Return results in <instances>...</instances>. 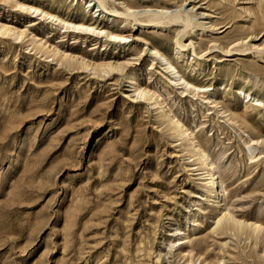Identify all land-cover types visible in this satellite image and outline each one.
Listing matches in <instances>:
<instances>
[{"label": "rangeland", "instance_id": "obj_1", "mask_svg": "<svg viewBox=\"0 0 264 264\" xmlns=\"http://www.w3.org/2000/svg\"><path fill=\"white\" fill-rule=\"evenodd\" d=\"M256 2L0 0V264H264ZM126 7L136 17L111 11ZM176 10L187 28L165 23ZM238 27L254 32L237 41ZM175 121L213 162L219 203ZM220 207L259 230L221 225Z\"/></svg>", "mask_w": 264, "mask_h": 264}, {"label": "bare ground", "instance_id": "obj_2", "mask_svg": "<svg viewBox=\"0 0 264 264\" xmlns=\"http://www.w3.org/2000/svg\"><path fill=\"white\" fill-rule=\"evenodd\" d=\"M99 1H101V0H99ZM264 0H257V2H256V8H257V12H259V11H263L264 12V6H263V4H262V2H263ZM102 4V3H101ZM125 5V4H124ZM126 6V5H125ZM102 8L104 9L103 11H105L107 8L104 6V5H102ZM116 8H114V9H112L111 11L114 13L113 15H115V14H123V15H125L126 17H129V16H131V17H136L134 14H132V12H130V8L129 7H126V10H127V12H119L118 10H115ZM248 9V8H247ZM254 9V8H253ZM164 10V9H163ZM163 10H160V11H157L156 13H152V14H150L149 13V15H146V18L145 19H136V21H137V23H139L140 25H143L144 23H146V25H147V23H163V15L165 14V12L167 11V9H165L164 11ZM255 10V9H254ZM254 10H248V14H251V12L252 11H254ZM185 12V11H184ZM253 13V12H252ZM256 12L254 11V14H255ZM110 14V13H109ZM254 14H252V15H254ZM111 16V15H110ZM142 17V16H141ZM255 17L257 18H259L260 16H258V14H255ZM118 19H120L119 17H117ZM167 19H166V22L165 23H167V24H171V23H177V22H180V23H182V27H183V29H185V28H187L191 23H192V18H191V15L190 14H188V13H181L180 11H178V10H176L174 13H172V14H170L169 16H167L166 17ZM118 19L116 20V21H118ZM260 19V18H259ZM259 19H258V21H259ZM121 20V19H120ZM119 20V21H120ZM161 20H162V22H161ZM257 20V19H256ZM121 21H123V20H121ZM113 22V21H112ZM255 23V22H254ZM71 27H73V28H84V29H86V30H88V29H90L91 31H98V30H96L97 28L96 27H92V25H90V24H86L85 22H83V21H81V22H78V23H76L75 22V24H72V26ZM194 27V26H193ZM0 29H2L4 32L5 31H9V32H11L12 30L11 29H9V28H7V27H5V26H0ZM107 30L105 31V36H107V37H112V38H115V39H117V38H119V39H121V40H124V39H126L127 38V36H124L123 35V33H122V31L119 29V27H111V26H107V28H106ZM183 29H179V30H182V31H178L177 30V32H178V34L180 33V32H182L183 33ZM100 30H101V28H99V32H100ZM103 30V29H102ZM254 31H251V32H247V30H245L243 27H238V30H237V36L238 37H236V40L238 41L239 39H242L243 40V38H246L247 36H248V34L249 33H253ZM184 43V42H183ZM179 39H178V41H177V50H178V52H180V51H183L186 47H187V44H183ZM215 48V47H214ZM235 49V48H234ZM151 50H153V51H155L154 53H155V55H158L159 57H161L162 58V60L165 62V64H166V66L168 67V69H171L174 73L176 72L175 71V68L172 66V63L170 62V61H168V59L162 54V53H160L158 50H156L155 49V47H152L151 48ZM237 50H239L238 52H244L245 50L247 51V47H243V48H241V49H238L237 48ZM228 52V51H227ZM237 52V51H236ZM193 53H195V51L193 50ZM197 65V64H196ZM101 66H107V67H111V68H114V69H118L119 67H113L111 64H103V65H101ZM114 66H116V65H114ZM176 73H178V72H176ZM178 76V81H183L186 85H188V84H191V83H189L188 81H186V80H184L183 79V77L181 76V75H177ZM144 91V89H141L140 90V93H144V94H147L149 91H146L145 90V92H143ZM237 92L238 93H240V94H242L243 95V99L246 101V102H260V99L256 96V95H253L252 93H250L249 91H244L242 88H237ZM151 96H155V98L154 99H156V97H157V99H158V96L153 92V93H151L150 94V97H149V99H152L151 98ZM155 104H161V102H156ZM245 115V114H244ZM172 118V117H171ZM174 120V119H173ZM177 120V119H176ZM175 123H176V121H175ZM177 124V127H179V129L181 130V132H180V136H183V135H186L187 136V139L189 140V141H191V143H192V148H193V150L195 151V152H197V159L199 160V161H201L203 164H204V166H205V171H206V174L208 175V177H209V181H208V183H209V185H210V187L214 190V196H213V199L215 200V202H217V203H219V199H220V197L221 196H223V195H221V192L223 191V190H221V187L219 186L220 185V181L218 180V178L219 177H216L215 175H216V173H215V171H214V164H213V162L211 161V160H209V157H208V155H207V152H206V150H204V149H202L201 148V146L197 143V142H193V139L191 138V133L190 132H188V128H184L183 127V125H181L180 123H176ZM264 139V138H263ZM258 142V139L257 138H250L249 139V143L250 142ZM248 143V144H249ZM247 144V145H248ZM250 147H248V149H249ZM251 149V148H250ZM260 155V154H259ZM253 157H255V156H253ZM257 157V156H256ZM222 186V185H221ZM218 187H220V189H218ZM223 189V188H222ZM213 195V194H212ZM212 197V196H211ZM221 208V207H220ZM219 209V208H218ZM226 209H224V208H221L220 209V211L218 212V215L217 216H219V215H221L220 217L222 218L223 217V220L220 222V224L221 225H226V224H229V225H232L233 227H236V229H242V225L243 224H245V225H247V226H251V227H253V229L254 230H259V225H257V223L256 222H254V223H251V224H246V222L244 223V221L242 222V221H240L241 219H239V220H237L233 215H231L229 212L227 213V216L228 217H226ZM216 218V217H215ZM219 218V217H218ZM248 222V221H247Z\"/></svg>", "mask_w": 264, "mask_h": 264}]
</instances>
